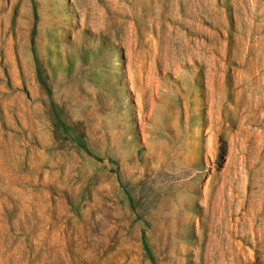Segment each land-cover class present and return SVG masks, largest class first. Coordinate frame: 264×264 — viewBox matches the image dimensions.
Instances as JSON below:
<instances>
[{"label":"rangeland","instance_id":"rangeland-1","mask_svg":"<svg viewBox=\"0 0 264 264\" xmlns=\"http://www.w3.org/2000/svg\"><path fill=\"white\" fill-rule=\"evenodd\" d=\"M0 264H264V0H0Z\"/></svg>","mask_w":264,"mask_h":264}]
</instances>
